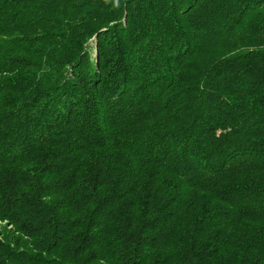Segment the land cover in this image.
Returning a JSON list of instances; mask_svg holds the SVG:
<instances>
[{"label":"trees","instance_id":"1","mask_svg":"<svg viewBox=\"0 0 264 264\" xmlns=\"http://www.w3.org/2000/svg\"><path fill=\"white\" fill-rule=\"evenodd\" d=\"M0 264H264V0H0Z\"/></svg>","mask_w":264,"mask_h":264},{"label":"rangeland","instance_id":"2","mask_svg":"<svg viewBox=\"0 0 264 264\" xmlns=\"http://www.w3.org/2000/svg\"><path fill=\"white\" fill-rule=\"evenodd\" d=\"M89 47H90L91 51L94 52V56H96V51H95V49H94V46H93L92 41L89 43ZM92 49H93V50H92Z\"/></svg>","mask_w":264,"mask_h":264}]
</instances>
